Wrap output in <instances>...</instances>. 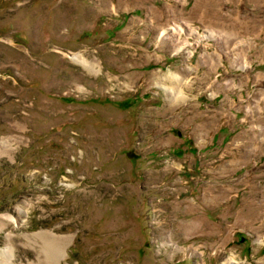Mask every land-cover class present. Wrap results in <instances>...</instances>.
<instances>
[{
    "label": "rangeland",
    "instance_id": "rangeland-1",
    "mask_svg": "<svg viewBox=\"0 0 264 264\" xmlns=\"http://www.w3.org/2000/svg\"><path fill=\"white\" fill-rule=\"evenodd\" d=\"M49 240L264 264V0H0V258Z\"/></svg>",
    "mask_w": 264,
    "mask_h": 264
},
{
    "label": "bare ground",
    "instance_id": "bare-ground-1",
    "mask_svg": "<svg viewBox=\"0 0 264 264\" xmlns=\"http://www.w3.org/2000/svg\"><path fill=\"white\" fill-rule=\"evenodd\" d=\"M180 49V46H179V48H177V50H179ZM240 66H242V67H245V65H240ZM50 241V240H49ZM54 242V244H52ZM56 243V240H52V241H50L49 243H47V249H48V251H46L45 252V254H44V261L43 262H41V263H39V264H56L58 261L57 260H59L58 259V257H57V252H59L58 251V247H59V244L57 245V243ZM49 244V245H48ZM8 246V245H7ZM10 247V246H9ZM9 247H8V249H9ZM11 248V247H10ZM10 250V249H9ZM3 252H5V251H3ZM6 252H7V250H6ZM9 253V252H8ZM10 254V253H9ZM63 254H64V252L62 251V252H59V258L60 257H62L63 256ZM3 255V254H2ZM8 255V254H7ZM11 256V255H10ZM9 256V258H5V259H3L2 260V258H0V264H11L12 262H11V257ZM4 257V256H3ZM8 257V256H7Z\"/></svg>",
    "mask_w": 264,
    "mask_h": 264
}]
</instances>
